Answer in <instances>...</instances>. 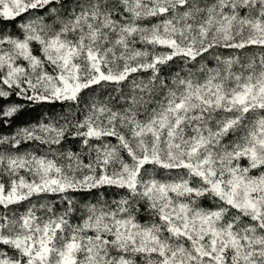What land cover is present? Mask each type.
Returning a JSON list of instances; mask_svg holds the SVG:
<instances>
[{
  "label": "snow or ice",
  "instance_id": "6c2138e0",
  "mask_svg": "<svg viewBox=\"0 0 264 264\" xmlns=\"http://www.w3.org/2000/svg\"><path fill=\"white\" fill-rule=\"evenodd\" d=\"M4 128L0 264H264V0H0Z\"/></svg>",
  "mask_w": 264,
  "mask_h": 264
},
{
  "label": "trees",
  "instance_id": "16d2710c",
  "mask_svg": "<svg viewBox=\"0 0 264 264\" xmlns=\"http://www.w3.org/2000/svg\"><path fill=\"white\" fill-rule=\"evenodd\" d=\"M35 117H36L35 112L25 111L18 117L17 124L22 125L24 122L32 121ZM0 130H2L3 132H9L10 131V129H7V128L0 129Z\"/></svg>",
  "mask_w": 264,
  "mask_h": 264
}]
</instances>
